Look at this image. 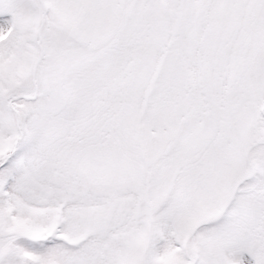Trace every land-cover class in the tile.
<instances>
[{"label": "snow or ice", "instance_id": "1", "mask_svg": "<svg viewBox=\"0 0 264 264\" xmlns=\"http://www.w3.org/2000/svg\"><path fill=\"white\" fill-rule=\"evenodd\" d=\"M0 264H264V0H0Z\"/></svg>", "mask_w": 264, "mask_h": 264}]
</instances>
